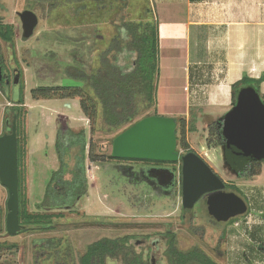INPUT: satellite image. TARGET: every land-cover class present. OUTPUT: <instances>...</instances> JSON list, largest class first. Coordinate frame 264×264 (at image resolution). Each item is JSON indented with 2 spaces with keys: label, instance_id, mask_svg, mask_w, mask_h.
I'll use <instances>...</instances> for the list:
<instances>
[{
  "label": "rangeland",
  "instance_id": "rangeland-1",
  "mask_svg": "<svg viewBox=\"0 0 264 264\" xmlns=\"http://www.w3.org/2000/svg\"><path fill=\"white\" fill-rule=\"evenodd\" d=\"M122 1L64 2L46 19H40V11H34L38 24L32 37L23 41L18 13L28 10V4L25 0H0V20L14 28L13 47L0 41L4 70L10 73L16 68L21 80L18 81L19 89L15 90L13 79V95L11 89L6 95L4 86L0 88V135L5 132L6 117L8 125L12 120L7 113L13 105L11 99L23 88L20 140L24 156L21 170L30 212L38 211L36 206L44 201L53 172L59 170L60 160L55 149L58 132L64 135L69 131H85L87 138L85 193L69 202L71 207L67 205L48 211L60 215L53 220V230L8 235L5 231L7 192L0 185V243L15 245L11 250L0 251V264H78L77 259L88 244L103 237L127 235L140 241L145 236L161 238L163 244L156 253L157 264H168L163 252L167 243L165 229L174 235L179 250L199 248L217 264H264V255L257 249L258 245L264 244V162L257 176L236 179L223 167L220 150L212 144L207 145L209 125L231 109L229 87L227 81H223L227 76L225 58L228 50L214 49L215 55L211 54V49L219 44L218 40L198 33L188 40L173 41L162 32L158 76L154 80L155 104L142 106L139 118L153 114L175 118L177 149L182 153L185 151L179 139L181 120H185V138L190 149L225 183L234 184L246 200L239 196L247 201L248 214L236 217L233 223L213 221L201 200L193 207L192 214L181 210L179 163H173L177 177L175 189L172 195L165 197L157 196L142 180L129 182L116 167V164L128 165L136 170L135 165H143L141 162L110 160L103 165L90 162L88 142L93 143L96 154L107 156L111 153L113 138L127 126L107 131L100 118L88 119L83 115L79 97H32L33 89L82 86L79 78L98 67V56L116 34L115 24L120 23L121 16L138 19L148 9L149 17L153 18L155 7L149 6L148 0H126V8ZM80 5L84 9L77 13ZM185 43H188L187 49ZM115 55L118 57L112 52L109 58L113 59ZM119 60L123 57L119 56ZM81 97L93 98V94L83 89ZM97 108L99 111L98 104ZM192 126L193 131H188ZM70 166L76 167L75 160L70 161ZM143 201L146 205L140 207ZM192 215L199 217L195 219ZM51 239L57 246L45 252V242ZM135 248L137 253L144 252L141 246L135 245ZM57 251L58 255L55 254Z\"/></svg>",
  "mask_w": 264,
  "mask_h": 264
},
{
  "label": "trees",
  "instance_id": "trees-1",
  "mask_svg": "<svg viewBox=\"0 0 264 264\" xmlns=\"http://www.w3.org/2000/svg\"><path fill=\"white\" fill-rule=\"evenodd\" d=\"M85 1L87 0H25L28 4V10H32V12L40 11V19H46L54 9L63 5L64 2L80 4ZM143 5L146 4L144 3ZM122 6L124 8L128 6L126 0L122 1ZM83 9L84 6L80 5L76 11L79 13ZM149 15L150 11L145 9L138 19L126 18L124 15L120 17V23L115 24L116 34L110 40L107 48L98 56V67L91 74L82 75L79 78L82 86L73 89L70 87L33 89L31 91L32 97L35 99L39 96L43 99H51L56 96L60 99L79 97L83 115L88 119L100 118L102 125L107 131L118 130L126 126L128 128L143 118L156 116V114H153L139 118L142 106L155 104L156 87L154 80L158 76L159 28L157 22ZM144 16L145 19L143 20ZM0 41L10 47L14 46V28L11 24H4L1 20ZM112 52H115L118 57L115 55L113 59H110L109 55ZM119 56L123 57V60H119ZM125 57L128 61L130 60V63L127 64V60H124ZM0 68L4 69L1 48ZM245 87L253 88L264 105V98L259 93L258 84L248 78H242L230 87L231 109L237 104L239 91ZM83 89L89 90L93 94V98H88L89 100L82 98ZM22 91L23 88L14 96V99H11L13 105L7 110L11 118L13 115H16L17 118L18 219L19 224L23 226L19 233L46 232L55 228L53 220L60 217V215H54L48 213V211L64 208L67 205L71 207L68 203L85 193L84 160L87 138L85 131L79 133L69 131L64 135L58 132L55 149L60 160L59 170L53 172V176L46 187L44 201L36 206L38 211L30 212L27 207L24 178L21 170L24 156V149L20 140L21 107L23 105ZM58 91H61V93H58ZM96 100L97 102L94 103ZM97 104L100 107L99 111ZM230 110L209 125L210 138L207 145L212 144L220 150L224 163L223 167L229 174L236 179H250L259 174L264 160H251L244 164L242 161L236 163L234 159H231L229 148L226 146V140L223 135L224 118ZM8 121L9 119L6 117L4 120V131H7L6 125ZM188 131L192 132L193 126ZM180 135L179 144L181 148L186 152L190 151L191 149L185 138L184 119L181 120ZM87 152V158L90 162L96 164L103 165L110 160H118L112 158L111 154L107 156L96 154L92 142H88ZM72 160H75L76 167L70 166V161ZM68 173H71V176ZM227 187L230 191L243 197L234 184H228ZM145 205L143 201L140 207H145ZM234 221H236V218L232 219L230 223ZM129 238L128 236L103 237L94 241L86 246L84 253L78 257L77 262L78 264H107V260L111 259L122 260L121 264H148L142 259L141 255L136 254L131 245H127ZM167 238L166 257L168 264H217L199 248L194 247L188 251L179 250L176 247L174 235H167ZM45 243V252H47L48 248L52 249L57 246L52 239L47 240ZM14 247L15 245L0 243V251L11 250ZM257 249L264 255V244L258 245ZM55 254L58 255L59 252L57 251Z\"/></svg>",
  "mask_w": 264,
  "mask_h": 264
},
{
  "label": "water",
  "instance_id": "water-1",
  "mask_svg": "<svg viewBox=\"0 0 264 264\" xmlns=\"http://www.w3.org/2000/svg\"><path fill=\"white\" fill-rule=\"evenodd\" d=\"M18 17L21 38L27 41L33 35L38 18L30 10L18 13ZM14 76V89L18 90L17 70ZM5 91L7 93V86ZM16 119L13 115L7 131L0 135V185L7 192L5 231L8 235H16L23 228L18 219ZM223 135L229 156L236 163L264 160V105L253 88L245 87L239 91L236 106L224 118ZM110 154L118 160L180 162L181 206L184 210H191L199 199L205 198L208 216L218 223H228L247 212L245 200L235 192H227L225 182L198 154L192 150L183 154L177 149L175 118L156 115L137 121L113 138ZM151 171L147 172L149 176L160 177ZM162 172L169 173L171 182L174 180L173 172ZM107 264H115V261L107 260Z\"/></svg>",
  "mask_w": 264,
  "mask_h": 264
},
{
  "label": "crops",
  "instance_id": "crops-1",
  "mask_svg": "<svg viewBox=\"0 0 264 264\" xmlns=\"http://www.w3.org/2000/svg\"><path fill=\"white\" fill-rule=\"evenodd\" d=\"M148 3L155 7L152 19L158 24L159 43L162 32L173 41L188 40L198 33L218 40L211 54L228 50L227 76L223 81H227L229 91L233 83L248 78L258 84L264 98V0H148Z\"/></svg>",
  "mask_w": 264,
  "mask_h": 264
},
{
  "label": "flooded vegetation",
  "instance_id": "flooded-vegetation-1",
  "mask_svg": "<svg viewBox=\"0 0 264 264\" xmlns=\"http://www.w3.org/2000/svg\"><path fill=\"white\" fill-rule=\"evenodd\" d=\"M15 70H17V69L14 68L13 71L11 69L10 73H8L4 69L3 70L1 69L0 88H3V86H4V90H5L6 86H7V91L9 89H11L12 90V95H13V83L12 82H13V79H14V71ZM18 75H19V73H18ZM19 81L21 82L20 76H19ZM7 127H8V124L6 125V128ZM185 153H186V151L183 152V154H185ZM119 161H124V160H119ZM135 162H137V161H135ZM138 162L143 163V165H135V167L137 168L136 170L132 169V167H130L128 165L116 164V167H118L120 170H122V173L125 174L128 177L129 182L137 183V182L142 180L147 185H149L151 187V189L155 192V194L157 193V196L164 195L165 197H168V196L172 195L173 190L175 189V186H176V179H177V177H176V169H175L173 163H163V162H153V161H151V162L138 161ZM179 164H180V162H179ZM223 165H224V163H223ZM179 166H180V170H181V164ZM150 170H152L151 174H155L156 173V174H159L160 177L157 179V178H153V177L149 176L147 174V172H149ZM164 170H170L171 172H173L175 174L174 180L172 182H171V178H170L169 173L162 172ZM158 172H160L162 174H160ZM179 177H180V175H179ZM162 182H163V184H162ZM179 182H180L179 184H180V194H181V179L179 180ZM227 185L228 184L225 183V190L227 192H230V189L227 187ZM199 200H201V202L204 204L205 210H206L205 198H202V199H199ZM193 209L194 208H192L191 210H184V209H182V206H181V210L182 211L184 210L186 212H190L191 214L194 212ZM183 212H182V214H183ZM206 214H207V212H206ZM192 217L196 219L199 216L192 215ZM167 235H172L170 233L169 229H165V234H164V236L166 237V239L168 241ZM122 237H124V236H122ZM128 237H130V238L128 239L127 245H131L135 252H136L135 245H138V247L141 246L144 249V252H140V253L136 252V254L141 255L142 259L144 261H146L148 264H157L156 253H158L160 251V249H161V247H159V245L163 244L162 241H161V238H159V237L158 238L157 237L151 238L149 236H145L144 239L140 241V240H137L138 238H136L135 236H128ZM132 241H134V242H132ZM166 247H167V243H166ZM166 247L163 250L165 256H166V250H167ZM114 261L116 262V264H121L122 263V260H114Z\"/></svg>",
  "mask_w": 264,
  "mask_h": 264
},
{
  "label": "built area",
  "instance_id": "built-area-1",
  "mask_svg": "<svg viewBox=\"0 0 264 264\" xmlns=\"http://www.w3.org/2000/svg\"><path fill=\"white\" fill-rule=\"evenodd\" d=\"M186 91H187V88H186Z\"/></svg>",
  "mask_w": 264,
  "mask_h": 264
}]
</instances>
